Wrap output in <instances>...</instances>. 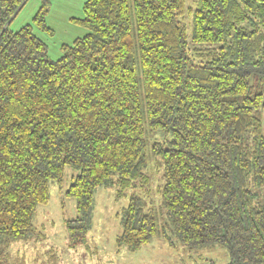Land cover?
I'll return each instance as SVG.
<instances>
[{
  "label": "trees",
  "instance_id": "obj_1",
  "mask_svg": "<svg viewBox=\"0 0 264 264\" xmlns=\"http://www.w3.org/2000/svg\"><path fill=\"white\" fill-rule=\"evenodd\" d=\"M25 1L0 0V263L36 237L70 167L69 247L86 241L95 189L115 188L118 250L160 237L264 264V0H198L190 38L184 0H85L87 32L55 60L31 25L9 29ZM48 4L32 22L50 32Z\"/></svg>",
  "mask_w": 264,
  "mask_h": 264
},
{
  "label": "rangeland",
  "instance_id": "obj_2",
  "mask_svg": "<svg viewBox=\"0 0 264 264\" xmlns=\"http://www.w3.org/2000/svg\"><path fill=\"white\" fill-rule=\"evenodd\" d=\"M83 2L84 0H49L45 24L51 31L47 32L32 22L40 0H26L8 27L11 31H16L24 25H31L34 34L46 44L47 56L55 60L60 57L63 44H71L75 38L87 32L74 21L83 17ZM184 2V13L179 21L187 38H190L193 12L198 0ZM261 124L264 136V111L261 113ZM161 136L160 132L156 133L157 138ZM148 170L155 197L159 186V171L154 161H150ZM76 174V170L66 167L62 181L50 183L48 202L39 205L34 214L36 237L25 242L9 243L6 247L8 264H225L229 261L227 250L221 245L208 244L187 250L175 239H171L174 247L170 248L160 237L152 238L135 252H129L125 248L118 250L115 239L120 234L121 227L117 216L125 208L127 198L116 200L115 188L95 189L92 226L86 235V241L82 246L69 247L65 222L75 218L76 211L74 199L65 196L64 192ZM156 213L160 217L158 210Z\"/></svg>",
  "mask_w": 264,
  "mask_h": 264
},
{
  "label": "crops",
  "instance_id": "obj_3",
  "mask_svg": "<svg viewBox=\"0 0 264 264\" xmlns=\"http://www.w3.org/2000/svg\"><path fill=\"white\" fill-rule=\"evenodd\" d=\"M85 1V0H84Z\"/></svg>",
  "mask_w": 264,
  "mask_h": 264
}]
</instances>
